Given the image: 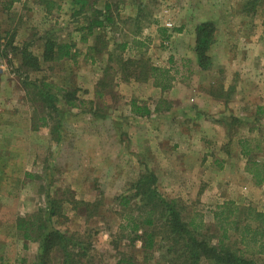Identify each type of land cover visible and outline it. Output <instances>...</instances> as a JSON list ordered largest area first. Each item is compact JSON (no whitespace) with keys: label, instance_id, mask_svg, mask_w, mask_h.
I'll return each mask as SVG.
<instances>
[{"label":"rangeland","instance_id":"374dc122","mask_svg":"<svg viewBox=\"0 0 264 264\" xmlns=\"http://www.w3.org/2000/svg\"><path fill=\"white\" fill-rule=\"evenodd\" d=\"M117 1L0 5V264H35L38 242L22 240L14 225L17 216L39 208L43 220L50 219L48 228L84 248L83 263L131 257L136 264H182L188 237L204 234L215 244L224 217L213 201H201V117L209 121L216 111L212 119L226 133L230 129L237 149L255 147L251 156H264V0H128V11H119ZM136 9L141 19L122 17ZM96 10L110 21L88 33ZM149 19L157 24L154 39L137 44L138 51L125 47L134 45L138 27L132 23ZM201 19L214 23L208 69L199 67L194 52ZM47 41L71 42L77 56L44 60ZM23 50L37 58L38 67L21 63ZM151 65L165 71L156 72V82L166 89L154 85ZM43 82L51 86L43 89ZM132 100L154 114H134ZM181 136L188 141L180 144ZM239 138L246 142L237 143ZM181 167L187 177L179 176ZM179 184L187 188L180 191ZM153 189L178 202L182 219L193 222L187 234L171 233L163 215L131 231V223H140L144 210L158 204ZM51 198L60 212L52 217ZM245 209L230 219L238 221ZM142 230L154 232L151 250L135 238ZM239 236L231 228L224 244L261 261L264 254L253 244L245 250ZM54 249L50 264H61V247ZM197 264L216 263L200 258Z\"/></svg>","mask_w":264,"mask_h":264},{"label":"trees","instance_id":"16d2710c","mask_svg":"<svg viewBox=\"0 0 264 264\" xmlns=\"http://www.w3.org/2000/svg\"><path fill=\"white\" fill-rule=\"evenodd\" d=\"M21 0H0V5L4 6V9L11 8L15 3L20 2ZM78 1V0H76ZM109 5H105V12L108 11ZM96 16H91L92 18L88 21L87 30L88 33H91L93 28L99 27L103 28L107 26V22L110 21L109 16L105 15L103 11L96 10L94 12ZM214 32V23L212 21L201 22L196 26L195 29V46L194 52L197 60V64L202 69H208L210 66L209 58L207 56V51L210 44L212 43V34ZM21 54V63L23 65H31L32 67H38V60L31 53L20 51ZM43 59L44 60H54L60 61L63 59H73L77 56V52L74 49V44L71 42H62L56 43L54 41H47L44 50H43ZM150 75L154 79V85L160 87L161 89H166L168 85L162 82L157 81L156 72H164L157 66H150ZM51 84H46L43 82V89L49 87ZM43 96H47V93L43 90L39 92ZM48 97V96H47ZM67 99L68 105H73V101L70 100L69 95L64 96ZM131 110L134 114L139 116L149 115L151 113L150 109L147 106L139 105L137 101H131ZM45 120V118H42ZM254 172H258L256 170ZM153 175V174H152ZM154 176V175H153ZM155 180V177H154ZM153 196V199H156L158 204L153 203L152 206L144 210V213L140 215V223H131V231L138 233L141 230V227L144 225L152 226L155 223L156 217L163 215L165 218V226H167L171 233H188V227L193 225L191 222L187 223L182 219L181 209L179 208L178 202L175 199H165L157 189L150 191ZM125 203L128 202L126 196L122 198ZM155 201V200H154ZM50 211L49 216L59 215V210L56 207V199H50ZM161 206L162 212H158L156 207ZM239 208H224L221 209L218 213L219 215L224 214L222 218V224L219 227L220 235L217 236V241L215 244H211L209 239L204 234L201 236V239L198 236L190 235L189 242L186 244V259L182 264H197V260L200 258L213 260L216 264H264V258L261 261H256L253 258H248L242 252V248L232 249L227 247L224 244V240L228 236V230L231 228L238 230L240 233L239 241L242 243L245 250L249 245H254L256 247V253L264 254V213L256 211L254 209L246 208L243 212V216L238 218L236 221L235 217L230 219V215L236 216ZM43 215L40 211V208L35 213L27 216L21 217L17 216L15 220V230L20 234V238L26 241H37L38 242V253L35 259V264H50V259L52 258V253L54 248L57 246L61 247L62 262L61 264H91L89 262L83 263L81 259H84L85 253L84 248L81 247L77 242H73L72 238L63 234L57 229L48 228L46 222H50L49 218L43 220ZM167 218V219H166ZM219 218V216H218ZM201 227V226H199ZM50 230H45V229ZM197 227H195L196 229ZM136 234L135 238H141L142 247L144 250H151L155 245V240L153 233L146 230H142ZM175 240L174 238H172ZM178 240V239H176ZM23 247H26V244H23ZM77 247L78 254L72 252L73 248ZM76 260H79L76 262ZM115 264H136L131 260V257L125 258L121 257L117 260Z\"/></svg>","mask_w":264,"mask_h":264},{"label":"crops","instance_id":"0c3cea01","mask_svg":"<svg viewBox=\"0 0 264 264\" xmlns=\"http://www.w3.org/2000/svg\"><path fill=\"white\" fill-rule=\"evenodd\" d=\"M122 1L125 2V5H122L120 0L119 2L117 1V4H119V11L122 9L128 11V0H121V2ZM121 12L125 13V10ZM129 15H138V19L143 17V13L139 9H136L133 13L131 12L125 16L123 15L122 17H128ZM135 19L137 18H134V21L137 22ZM203 21L205 20L201 19V22ZM134 26L138 27L137 31L132 33L135 34L132 38L134 45L129 42L125 44V47L135 48V51H138L137 44L142 46L145 44L148 45L150 41L154 39L152 37H154V32L157 30V24L155 20L149 19L145 24L142 22L140 25L132 23V27ZM153 26H155V28H153ZM130 79L132 81L136 80L135 78ZM121 80L125 81V78L121 77ZM152 84L153 80L150 85L152 86ZM248 93L247 91L243 95H248ZM203 95L210 100L211 97L208 94L204 93ZM244 103V107L247 108V102ZM262 109L264 110V108ZM150 111V114H154L153 109ZM212 113L216 114V111ZM214 115H207L209 121L201 117V126H198L199 129H201V160L197 166L199 171L197 176L201 175V184L199 186L201 201H213L217 204L214 207L216 210L235 207L239 209L250 208L264 213V156L260 158L251 156V152L256 150L255 147L240 146L239 149H237L235 146L236 143L232 140L233 135L230 129L226 133V129L221 123L212 119ZM151 128L154 129V127ZM185 139L188 141L189 138L184 136L182 138L181 136L178 141L182 144ZM245 139L242 140L239 138L237 143L242 141L246 142ZM193 141L196 140H189V143ZM255 168L258 172H254ZM187 170H190V168ZM170 171L171 170H165V176H169ZM179 176L181 178L187 177L182 167L179 169ZM177 187H179L180 191H184L187 188L186 185L180 184ZM207 205L208 204L205 206ZM262 258L264 257L262 256Z\"/></svg>","mask_w":264,"mask_h":264},{"label":"built area","instance_id":"2783aa9c","mask_svg":"<svg viewBox=\"0 0 264 264\" xmlns=\"http://www.w3.org/2000/svg\"><path fill=\"white\" fill-rule=\"evenodd\" d=\"M171 25V23H168V26H170Z\"/></svg>","mask_w":264,"mask_h":264}]
</instances>
